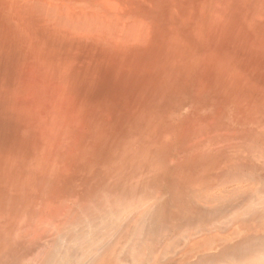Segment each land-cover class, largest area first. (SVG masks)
Masks as SVG:
<instances>
[{
	"label": "bare ground",
	"instance_id": "obj_1",
	"mask_svg": "<svg viewBox=\"0 0 264 264\" xmlns=\"http://www.w3.org/2000/svg\"><path fill=\"white\" fill-rule=\"evenodd\" d=\"M157 1L0 0V40L30 60L19 70L29 85L14 91L16 118H0V264H264V146L245 150L247 160L229 144L240 138L214 142L201 154L218 159L196 162L189 190L166 191L158 180L178 173H167L151 141L118 152L103 111L72 103L93 57L56 49L93 48L101 66L141 56L155 47L159 13L179 4Z\"/></svg>",
	"mask_w": 264,
	"mask_h": 264
},
{
	"label": "rangeland",
	"instance_id": "obj_2",
	"mask_svg": "<svg viewBox=\"0 0 264 264\" xmlns=\"http://www.w3.org/2000/svg\"><path fill=\"white\" fill-rule=\"evenodd\" d=\"M172 2L164 8V13H159V19L154 22L160 27V34L155 38V47L141 56L130 53L121 58L117 66L111 63L101 66L97 62V56L93 54L96 53L93 48L78 49V44H74L56 51L65 57L72 56L74 51L81 56L91 54L93 57L86 72L87 78L83 84L80 83L73 95V99H77L72 100V103L94 113L103 111L104 116L98 115L103 118H100V122L103 127L111 126V131L116 130L113 141L118 152H124L129 141H151V151L158 154L155 153L165 165L167 173H178L168 176L165 183H162L163 180L156 183L159 187L164 186L161 188L166 191L174 190L175 184L187 191L190 188L189 179H196L199 172L196 162H213L219 157L211 153L210 156L201 154L206 151L204 147L216 145L220 141L228 143L231 138L232 141L240 138L242 141L246 139L239 141L241 145L237 143L238 140L229 142L232 146H238L239 149L234 152L238 157L248 160L251 152L262 154L258 148L264 146V118H261L262 111L264 113V0H179V4ZM175 9L179 12L177 17ZM19 49L16 46L8 48L0 40V102L3 100V104H0V118L3 115L16 118L11 111L16 100L14 91L29 85L25 75L27 69L24 68H27L30 61L29 54L26 50L23 52ZM13 52L17 54L16 57ZM13 59L20 60L17 61L20 64H15L17 68ZM221 64L228 67L231 76L220 72ZM20 66L24 67L20 70ZM15 70L23 77L18 76L21 83L17 77L15 78L18 82L13 78L17 76ZM19 70L25 73H20ZM82 85L86 87L82 88ZM106 113L113 114L115 122L111 123L110 115ZM195 125L200 128H195ZM213 132L217 133L214 135ZM234 135L236 136L233 139ZM204 141L208 145H202ZM250 144L256 147L252 146V150ZM245 150L250 153L246 154ZM238 153H244L246 158ZM259 158L264 162V157ZM207 167L212 170L214 165ZM156 183V186L153 184L154 188L159 189Z\"/></svg>",
	"mask_w": 264,
	"mask_h": 264
}]
</instances>
